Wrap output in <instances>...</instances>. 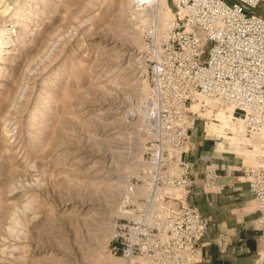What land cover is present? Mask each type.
<instances>
[{
  "label": "rangeland",
  "instance_id": "obj_1",
  "mask_svg": "<svg viewBox=\"0 0 264 264\" xmlns=\"http://www.w3.org/2000/svg\"><path fill=\"white\" fill-rule=\"evenodd\" d=\"M142 2L0 0V264H129L108 243L150 186L147 43L175 13L170 0ZM195 102L186 151L197 130L215 153L264 160L239 116L236 134H206L208 116L229 107L232 118V106ZM221 140L242 154L217 151Z\"/></svg>",
  "mask_w": 264,
  "mask_h": 264
},
{
  "label": "built area",
  "instance_id": "obj_2",
  "mask_svg": "<svg viewBox=\"0 0 264 264\" xmlns=\"http://www.w3.org/2000/svg\"><path fill=\"white\" fill-rule=\"evenodd\" d=\"M170 1L175 13L164 29L150 32L146 50L150 186L126 206L128 218L114 220L108 252L153 264H195L207 220L186 200L195 184L186 157L194 125L190 108L199 96L220 107L233 105L244 132L264 139V0ZM241 173L253 195L255 227L264 230V160L244 165ZM218 177L217 167L208 164L204 186L216 187ZM228 239L219 232V251Z\"/></svg>",
  "mask_w": 264,
  "mask_h": 264
},
{
  "label": "crops",
  "instance_id": "obj_3",
  "mask_svg": "<svg viewBox=\"0 0 264 264\" xmlns=\"http://www.w3.org/2000/svg\"><path fill=\"white\" fill-rule=\"evenodd\" d=\"M231 111L222 107L214 116H208L206 134L219 136L222 133L236 134L237 116L229 118ZM217 121L224 125L227 132L212 129ZM222 129V130H223ZM234 140L216 142V150L241 153ZM249 148V145H244ZM264 151V148H262ZM246 155V154H245ZM186 157L190 161L195 184L187 196V203L200 211L207 220L205 235L199 242L201 258L195 264H262L264 263V230L257 229V212L253 195L241 169L247 165L242 160L228 155L215 153L209 141L201 139L197 130L190 132V142ZM245 157V156H244ZM211 162L217 167L219 177L216 187L208 188L203 184L205 167ZM221 231L229 234L224 252L219 251L216 238Z\"/></svg>",
  "mask_w": 264,
  "mask_h": 264
},
{
  "label": "bare ground",
  "instance_id": "obj_4",
  "mask_svg": "<svg viewBox=\"0 0 264 264\" xmlns=\"http://www.w3.org/2000/svg\"><path fill=\"white\" fill-rule=\"evenodd\" d=\"M140 1V0H139ZM149 1H153V0H143V2H149ZM164 1V0H163ZM142 2V3H143ZM141 3V4H142ZM152 3V2H151ZM139 4V3H138ZM162 4H163V6H164V8L165 9H171L165 2L163 3L162 2ZM140 5V4H139ZM147 8H149V5H144V9H147ZM138 9V8H137ZM141 9V8H140ZM149 9H151V8H149ZM145 12V11H144ZM171 17H173V15L171 16ZM172 18H169L166 22H164V25H163V27H162V29H164L165 28V26H166V24L171 20ZM152 21V20H151ZM198 99H202V100H206V101H208L207 99H203L202 97H197V100ZM196 101V100H195ZM197 103H198V101L197 102H195L194 103V105L195 106H197ZM230 106H232V108H233V111H235V109H234V107H233V105H230ZM242 119V118H241ZM130 211L131 209L129 208V209H127V211ZM121 258V257H120ZM137 257H131L130 259H129V261H128V263L129 264H131L132 263V260H134V259H136Z\"/></svg>",
  "mask_w": 264,
  "mask_h": 264
}]
</instances>
